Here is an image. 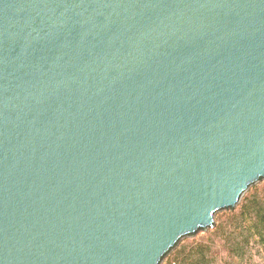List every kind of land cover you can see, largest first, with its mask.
Masks as SVG:
<instances>
[{
    "label": "water",
    "instance_id": "1",
    "mask_svg": "<svg viewBox=\"0 0 264 264\" xmlns=\"http://www.w3.org/2000/svg\"><path fill=\"white\" fill-rule=\"evenodd\" d=\"M264 180V0H0V264H162Z\"/></svg>",
    "mask_w": 264,
    "mask_h": 264
},
{
    "label": "trees",
    "instance_id": "2",
    "mask_svg": "<svg viewBox=\"0 0 264 264\" xmlns=\"http://www.w3.org/2000/svg\"><path fill=\"white\" fill-rule=\"evenodd\" d=\"M162 264H264V180L215 226L184 238Z\"/></svg>",
    "mask_w": 264,
    "mask_h": 264
}]
</instances>
